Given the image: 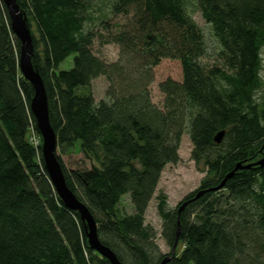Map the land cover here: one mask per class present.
I'll list each match as a JSON object with an SVG mask.
<instances>
[{"label": "trees", "instance_id": "1", "mask_svg": "<svg viewBox=\"0 0 264 264\" xmlns=\"http://www.w3.org/2000/svg\"><path fill=\"white\" fill-rule=\"evenodd\" d=\"M15 1L36 33L30 29L31 61L43 83L56 149L76 148L90 162L69 174L56 154L67 187L122 264H158L166 255H153L144 213L161 170L178 161L182 133L191 143L190 158L207 171L183 200L216 186L236 163L264 155V98H255L264 0H192L220 46L212 63L204 60L201 31L186 11L190 0H111L112 15L129 17L115 31L101 21L105 34L85 27L94 0ZM95 39L118 46L114 61L92 52ZM18 50L0 0V264H109L88 248L77 212L62 205L39 145L28 141L29 129L38 131ZM69 55L71 65L60 68ZM164 58L179 61L181 80L158 83L163 101L157 106L149 85L152 68ZM99 76L107 87L94 101L90 82ZM124 195L133 210L128 215L118 211ZM156 210L170 247L178 218L180 250L165 264H264V167L237 169L178 217L161 195Z\"/></svg>", "mask_w": 264, "mask_h": 264}, {"label": "rangeland", "instance_id": "2", "mask_svg": "<svg viewBox=\"0 0 264 264\" xmlns=\"http://www.w3.org/2000/svg\"><path fill=\"white\" fill-rule=\"evenodd\" d=\"M111 0H94L93 6L89 11L90 20L85 27L93 29L95 32L105 34V29L101 21L107 23L111 31H115L119 25H123L129 16L112 15L109 10ZM186 11L200 29L206 51L205 61L212 63L220 57V46L212 35L210 26L203 20L194 1L190 0L186 3ZM32 34L36 36L34 26L30 27ZM92 52L105 62H112L116 59L118 46L113 43H100L99 40H93L91 46ZM260 69H259V85L255 91V98H264V45L259 50ZM72 55H69L60 64V68H68L71 65ZM153 80L149 85L150 99L152 103L161 106L163 94L158 89V83L171 79L174 81L181 80V69L178 60L164 58L152 68ZM107 87L104 77L99 76L90 82V90L93 100L97 101L102 98ZM191 143L186 133H182L177 149L178 161L175 164H166L161 170L155 190L147 204L144 213L143 224L152 229V243L155 244L156 250L153 255H169L171 247L166 244L161 236V228L163 221L156 210L157 197H164L165 209L169 212H175L182 200L191 192L195 191L200 181L207 176L206 168L202 161L194 162L190 158ZM56 154L60 156V160L64 169L70 174L73 169L87 168L90 162L83 155L73 148L61 154L56 149ZM120 215H128L132 213V206L128 195H124L118 205ZM109 240V239H108ZM180 250V244L175 246V255Z\"/></svg>", "mask_w": 264, "mask_h": 264}, {"label": "water", "instance_id": "3", "mask_svg": "<svg viewBox=\"0 0 264 264\" xmlns=\"http://www.w3.org/2000/svg\"><path fill=\"white\" fill-rule=\"evenodd\" d=\"M2 3L6 9L10 30L19 42L17 59L18 70L21 76L30 84L32 90L28 108L33 116L35 126L41 138L40 154L48 179L62 205L69 210L77 212L80 221L83 223V229L88 248L95 251L101 257L105 258L109 264H122L116 255L111 251V249L101 243L97 234L96 223L87 206L75 197L73 192L67 187L65 183L61 167L56 157V136L50 126L48 118L47 100L43 83L39 73L37 72V69L34 67L31 61L32 39L30 29L26 23L25 13L19 8L15 0H2ZM223 134L224 131H218L214 135L213 141L215 143H219L223 137ZM251 165L264 167V155L262 158L253 163L246 165L236 163L233 169L228 172L216 186L205 190H200L190 199L183 200L177 209L176 217H178L180 211L188 202L196 200L205 192L217 191L221 189L226 179L229 178L234 173V171L237 169L249 168ZM177 229L178 218L176 219V231L174 241L170 249V254L164 256V258L158 264H165L174 256V250L177 242Z\"/></svg>", "mask_w": 264, "mask_h": 264}, {"label": "built area", "instance_id": "4", "mask_svg": "<svg viewBox=\"0 0 264 264\" xmlns=\"http://www.w3.org/2000/svg\"><path fill=\"white\" fill-rule=\"evenodd\" d=\"M28 141L34 146L36 147L39 144V139L38 137L34 134V132L32 130H30L29 133V137H28Z\"/></svg>", "mask_w": 264, "mask_h": 264}]
</instances>
